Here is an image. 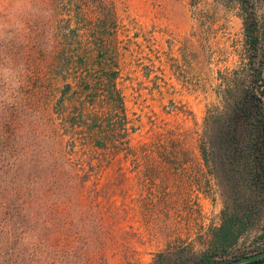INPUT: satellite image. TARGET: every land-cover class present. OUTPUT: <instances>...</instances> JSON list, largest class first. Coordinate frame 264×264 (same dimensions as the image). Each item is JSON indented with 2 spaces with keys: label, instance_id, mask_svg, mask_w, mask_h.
I'll return each instance as SVG.
<instances>
[{
  "label": "rangeland",
  "instance_id": "rangeland-1",
  "mask_svg": "<svg viewBox=\"0 0 264 264\" xmlns=\"http://www.w3.org/2000/svg\"><path fill=\"white\" fill-rule=\"evenodd\" d=\"M114 2L131 145L176 127L193 157H120L79 182L55 131V99L39 90L57 12L53 0H19L14 19L0 13V264H197L229 203L228 165L205 164L198 143L204 116L226 109L222 77L239 76L235 2ZM251 2L264 19V0ZM236 190L256 212L228 261L260 251L264 238V199L248 181Z\"/></svg>",
  "mask_w": 264,
  "mask_h": 264
},
{
  "label": "trees",
  "instance_id": "trees-1",
  "mask_svg": "<svg viewBox=\"0 0 264 264\" xmlns=\"http://www.w3.org/2000/svg\"><path fill=\"white\" fill-rule=\"evenodd\" d=\"M186 1L189 7L200 3ZM233 1L242 29L240 69L235 72L239 76L222 77L226 109L212 121L204 116L198 152L205 164L225 162L234 182L229 203L220 210L219 224L209 229L197 264H226L228 249L253 225L255 200L241 198L237 182L248 181L264 199V19L251 0ZM53 7L57 18L50 36L51 59L39 90L47 101L55 99L53 113L61 123L55 131L66 137L62 150L72 159L79 182L90 180L101 166L120 157L155 154L164 161L190 160L186 133L176 127L156 133L150 143H130L134 127L118 86L121 25L114 0H53ZM261 243L263 250L264 238ZM262 262L264 257L243 264Z\"/></svg>",
  "mask_w": 264,
  "mask_h": 264
},
{
  "label": "clouds",
  "instance_id": "clouds-1",
  "mask_svg": "<svg viewBox=\"0 0 264 264\" xmlns=\"http://www.w3.org/2000/svg\"><path fill=\"white\" fill-rule=\"evenodd\" d=\"M18 6L19 0H14L13 3H10L9 0H0V13L7 14L10 19H14L15 11Z\"/></svg>",
  "mask_w": 264,
  "mask_h": 264
},
{
  "label": "water",
  "instance_id": "water-1",
  "mask_svg": "<svg viewBox=\"0 0 264 264\" xmlns=\"http://www.w3.org/2000/svg\"><path fill=\"white\" fill-rule=\"evenodd\" d=\"M262 257H264V249L260 250L258 252L249 254V255H243V256L234 258V259L228 261L226 264H243V263H247V262L257 260V259L262 258Z\"/></svg>",
  "mask_w": 264,
  "mask_h": 264
}]
</instances>
